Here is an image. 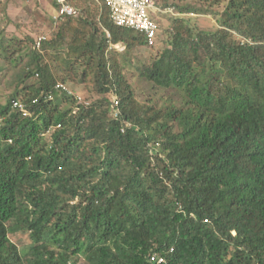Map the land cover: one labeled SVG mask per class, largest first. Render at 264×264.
I'll return each instance as SVG.
<instances>
[{"label": "trees", "instance_id": "1", "mask_svg": "<svg viewBox=\"0 0 264 264\" xmlns=\"http://www.w3.org/2000/svg\"><path fill=\"white\" fill-rule=\"evenodd\" d=\"M200 1L184 12L217 28L173 18L137 67L154 100L124 74L145 36L106 4L60 20L40 49L0 33L15 89L0 104V264H264V0ZM75 82L99 98L80 102Z\"/></svg>", "mask_w": 264, "mask_h": 264}, {"label": "rangeland", "instance_id": "2", "mask_svg": "<svg viewBox=\"0 0 264 264\" xmlns=\"http://www.w3.org/2000/svg\"><path fill=\"white\" fill-rule=\"evenodd\" d=\"M73 1L80 14L82 12L87 16L85 11L88 10V16L99 18L102 14L103 18L106 17L104 0ZM154 3L159 10H164V7L167 5L168 9L174 10V14H153V18H155L159 26L157 46L150 49H134L132 54L133 65L127 67L124 71L125 76L137 91V98L141 101L157 99L163 93L161 89L153 88V85L149 82L141 80L137 76L138 73L136 70L139 65L149 63L164 49V41L167 37L166 31L171 29L173 18L181 17L189 19L204 30H214L217 28V20L212 15L184 12L188 6H201L203 3L200 0H154ZM56 14L57 10L53 6V0H0V33L4 32L7 38L14 39L13 50H18L17 47H19V44L17 40L23 41L28 47L33 48L34 43L29 42L27 38H32L36 46V41L39 37L49 36L56 27L53 21V16ZM78 21L79 19H76V22ZM116 51L122 52L123 50ZM87 63L88 60H82L75 69L76 74L85 69ZM5 74H0V104L2 105H5L15 93L14 87L11 88L6 85ZM30 85L37 87L38 80L32 79L29 83ZM67 89L80 102H91L99 98L93 85L90 83H69L67 84ZM165 94L167 97H171L173 103L179 102L178 100L181 95H179L178 90L165 91Z\"/></svg>", "mask_w": 264, "mask_h": 264}, {"label": "built area", "instance_id": "3", "mask_svg": "<svg viewBox=\"0 0 264 264\" xmlns=\"http://www.w3.org/2000/svg\"><path fill=\"white\" fill-rule=\"evenodd\" d=\"M58 8L57 14L53 16V21L58 23L63 18L80 17V12L71 4L68 0H55ZM109 10V17L111 22L120 28L131 29L143 34L146 38V42L149 48L157 46V39L159 37V26L153 18V14L156 13H171L174 14L173 9L159 10L154 0H104ZM107 38L110 40L111 36L107 32ZM45 37H39L36 41L35 48L40 49ZM111 49L123 50V45H112ZM59 88H64L63 85H59ZM15 107L24 109V106L16 103ZM158 264L164 263V258H157Z\"/></svg>", "mask_w": 264, "mask_h": 264}, {"label": "clouds", "instance_id": "4", "mask_svg": "<svg viewBox=\"0 0 264 264\" xmlns=\"http://www.w3.org/2000/svg\"><path fill=\"white\" fill-rule=\"evenodd\" d=\"M119 45H121V44H119ZM115 46H117V45H115Z\"/></svg>", "mask_w": 264, "mask_h": 264}]
</instances>
